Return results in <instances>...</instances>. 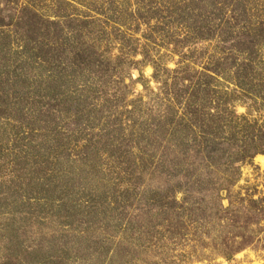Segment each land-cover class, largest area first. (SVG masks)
<instances>
[{
  "label": "rangeland",
  "instance_id": "rangeland-1",
  "mask_svg": "<svg viewBox=\"0 0 264 264\" xmlns=\"http://www.w3.org/2000/svg\"><path fill=\"white\" fill-rule=\"evenodd\" d=\"M39 8L60 15V28L27 48L0 29V264H264V244L228 262L215 255L219 242L199 244L192 222L172 237L179 222L168 226L162 213L176 216L168 189L184 192L192 162L174 167L182 154L171 134L194 87L208 96L203 113L218 114L228 132L236 125L238 142L242 125L231 112L264 123L256 88H237L229 72L248 53L219 39L255 36L264 0H46ZM257 157L233 194L264 198Z\"/></svg>",
  "mask_w": 264,
  "mask_h": 264
},
{
  "label": "trees",
  "instance_id": "trees-1",
  "mask_svg": "<svg viewBox=\"0 0 264 264\" xmlns=\"http://www.w3.org/2000/svg\"><path fill=\"white\" fill-rule=\"evenodd\" d=\"M45 1L0 0V29L11 35L21 36L26 48L35 36L57 30L60 28V15L43 14L39 5ZM224 3L222 0H214L217 7ZM247 37L249 40H244L245 35L231 40L225 33L219 35L221 42L230 44L232 51L248 53L246 64L238 66L235 71L231 67L229 69L236 87L249 91L255 87L257 92H252L259 95V99L264 102V93L260 86L264 84V68L260 69L255 64L256 48L261 46L264 27L255 36ZM225 60L236 61L235 58ZM221 67L223 65L217 66ZM155 71L157 73V68ZM215 71L211 72L218 75L219 72ZM260 80L263 82H259ZM200 89L201 85L192 89L183 107V112H187L183 123L171 134L172 138L177 139L176 148L182 154L181 159L177 158L174 167L184 169L182 165L186 158L189 157L192 161L186 166L188 170L182 178L183 182L179 184V189L184 187V192L168 189L167 207L173 208L176 216L169 215L170 208H165L162 213L168 226H173L177 220L179 222L178 232L173 233L172 237H178L181 227L187 228L189 222H192L199 244L209 240L219 242L216 243L215 255L231 262L243 250L254 248L258 243L264 244V198L255 199V195L250 194H233L242 178L243 165H252L257 156H264V123L257 127V121H254L255 125L252 126L249 115L237 116L236 112H231L232 119L242 125L243 136L238 142L236 125L229 123L228 132L218 114L203 113L209 108L205 105L208 96L200 97ZM178 194H182L181 200H177ZM18 263L20 261L14 264Z\"/></svg>",
  "mask_w": 264,
  "mask_h": 264
},
{
  "label": "bare ground",
  "instance_id": "bare-ground-1",
  "mask_svg": "<svg viewBox=\"0 0 264 264\" xmlns=\"http://www.w3.org/2000/svg\"><path fill=\"white\" fill-rule=\"evenodd\" d=\"M257 159H259V161H260V160H263V157L259 156V157H257Z\"/></svg>",
  "mask_w": 264,
  "mask_h": 264
}]
</instances>
